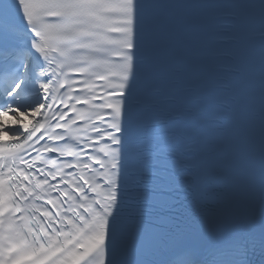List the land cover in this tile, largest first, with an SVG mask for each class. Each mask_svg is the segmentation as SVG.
<instances>
[{
	"label": "snow or ice",
	"instance_id": "obj_1",
	"mask_svg": "<svg viewBox=\"0 0 264 264\" xmlns=\"http://www.w3.org/2000/svg\"><path fill=\"white\" fill-rule=\"evenodd\" d=\"M93 2L45 0L43 4L31 5L33 31L40 40L39 44L34 43L36 50L41 55L59 52L65 64L76 63L73 52L77 47L87 46L78 43L87 25V14L81 10L93 6ZM38 75L43 76L44 71L38 72ZM26 81L27 76L20 75L17 63L10 61L5 65V71L0 73V94L7 93L19 100ZM39 86L48 91L47 83ZM44 202L52 206L53 211L57 210L52 199L45 198ZM32 211L31 206L23 208L10 202L5 218H0V264H61L67 257L69 249L64 241L50 230L51 213L40 209L39 218H36ZM104 242L102 237L101 244ZM178 264H194V260L191 255L185 254L178 258Z\"/></svg>",
	"mask_w": 264,
	"mask_h": 264
},
{
	"label": "bare ground",
	"instance_id": "obj_2",
	"mask_svg": "<svg viewBox=\"0 0 264 264\" xmlns=\"http://www.w3.org/2000/svg\"><path fill=\"white\" fill-rule=\"evenodd\" d=\"M23 104L11 108L4 116L0 117V138L15 140L17 137L12 136V133L24 123H32L39 118L42 106L34 110L23 108ZM19 109L18 111L16 109ZM11 113V114H10Z\"/></svg>",
	"mask_w": 264,
	"mask_h": 264
}]
</instances>
